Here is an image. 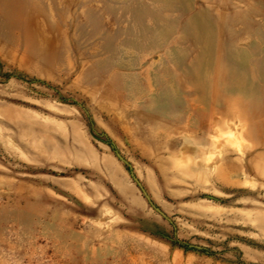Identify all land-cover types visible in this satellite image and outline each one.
Masks as SVG:
<instances>
[{"label": "rangeland", "instance_id": "374dc122", "mask_svg": "<svg viewBox=\"0 0 264 264\" xmlns=\"http://www.w3.org/2000/svg\"><path fill=\"white\" fill-rule=\"evenodd\" d=\"M19 3L0 264H264V0Z\"/></svg>", "mask_w": 264, "mask_h": 264}, {"label": "water", "instance_id": "95a60500", "mask_svg": "<svg viewBox=\"0 0 264 264\" xmlns=\"http://www.w3.org/2000/svg\"><path fill=\"white\" fill-rule=\"evenodd\" d=\"M117 157L119 158V160H121L124 164H126L129 168V172L131 175V178L133 179V181L136 183V185L139 187V189L141 190L143 196L145 197V199L147 200L148 204L151 206V208L156 211L160 216H162L165 220H167V222H169L173 227V221L171 220V218L169 216H167L158 206H156L154 204V202L151 200L149 194L146 192V190L144 189L143 185L141 184V182L139 181V179L137 178V176L133 173V171L130 169L131 166L129 164V162L117 151H115ZM206 197L214 199V200H218L216 197L212 196V195H206ZM187 247L189 248H193V249H199V250H205L206 248L200 245H196V244H191V243H187V242H183Z\"/></svg>", "mask_w": 264, "mask_h": 264}, {"label": "bare ground", "instance_id": "6f19581e", "mask_svg": "<svg viewBox=\"0 0 264 264\" xmlns=\"http://www.w3.org/2000/svg\"><path fill=\"white\" fill-rule=\"evenodd\" d=\"M4 2V8L7 10L8 9V15L10 16V18H15L19 12H20V3L19 0H3ZM21 2V1H20ZM22 10V9H21ZM3 15V14H2ZM21 16V15H20ZM7 19V18H6ZM5 19V20H6ZM9 19V18H8ZM20 19V18H19ZM15 20V19H14ZM11 21V20H10ZM15 22V21H13ZM12 22V23H13ZM257 53V52H256ZM204 81V80H203Z\"/></svg>", "mask_w": 264, "mask_h": 264}]
</instances>
